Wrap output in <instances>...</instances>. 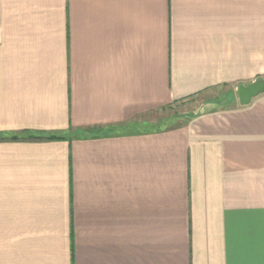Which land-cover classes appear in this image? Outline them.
<instances>
[{
	"label": "crops",
	"instance_id": "obj_1",
	"mask_svg": "<svg viewBox=\"0 0 264 264\" xmlns=\"http://www.w3.org/2000/svg\"><path fill=\"white\" fill-rule=\"evenodd\" d=\"M261 78L264 0H0V264H264Z\"/></svg>",
	"mask_w": 264,
	"mask_h": 264
},
{
	"label": "rangeland",
	"instance_id": "obj_2",
	"mask_svg": "<svg viewBox=\"0 0 264 264\" xmlns=\"http://www.w3.org/2000/svg\"><path fill=\"white\" fill-rule=\"evenodd\" d=\"M230 96H234V89L221 87L198 94L167 108H160L158 111V129L181 126L192 115L216 108H225L229 106L225 104H228L227 100ZM153 122L155 124L154 119Z\"/></svg>",
	"mask_w": 264,
	"mask_h": 264
},
{
	"label": "water",
	"instance_id": "obj_3",
	"mask_svg": "<svg viewBox=\"0 0 264 264\" xmlns=\"http://www.w3.org/2000/svg\"><path fill=\"white\" fill-rule=\"evenodd\" d=\"M264 93V78L256 79L248 84H239L236 87V96L239 105H248L253 98Z\"/></svg>",
	"mask_w": 264,
	"mask_h": 264
},
{
	"label": "trees",
	"instance_id": "obj_4",
	"mask_svg": "<svg viewBox=\"0 0 264 264\" xmlns=\"http://www.w3.org/2000/svg\"><path fill=\"white\" fill-rule=\"evenodd\" d=\"M21 137L18 136V134H11L9 136L7 135H3V134H0V140H18L20 139ZM25 138L27 139H39V140H58V139H61L62 137L60 135H56V134H47V135H33V134H28Z\"/></svg>",
	"mask_w": 264,
	"mask_h": 264
}]
</instances>
